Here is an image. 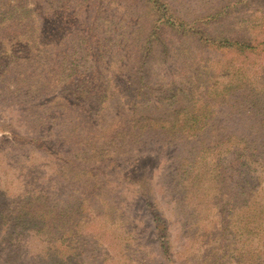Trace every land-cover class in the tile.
<instances>
[{"label":"rangeland","instance_id":"rangeland-1","mask_svg":"<svg viewBox=\"0 0 264 264\" xmlns=\"http://www.w3.org/2000/svg\"><path fill=\"white\" fill-rule=\"evenodd\" d=\"M222 40L260 45L264 0H0V196L9 209L30 195L81 206L84 248H95L83 256L89 264H264V212L240 209L234 192L232 204L212 191L183 205L169 170L184 147L157 153L126 133L162 92L203 93L220 79L231 57ZM81 76L95 99L83 105L65 92ZM147 190L168 225L163 249ZM254 201L264 204V193ZM38 238L18 243L24 264L42 258Z\"/></svg>","mask_w":264,"mask_h":264},{"label":"trees","instance_id":"trees-1","mask_svg":"<svg viewBox=\"0 0 264 264\" xmlns=\"http://www.w3.org/2000/svg\"><path fill=\"white\" fill-rule=\"evenodd\" d=\"M144 1L156 6L158 0ZM175 24L168 23L173 29ZM180 28L191 27L182 21ZM218 47L231 55L221 66L220 79L213 76L203 93L186 89L162 92L163 99H157L160 109L146 107L144 115L126 133L129 135L132 130V145L152 144L158 147L157 153L171 145L184 147L174 154L173 168L169 170L171 189L182 196L183 205H189V199L200 200L212 191L213 196L221 195L232 204L234 192L237 207L261 215L264 204L256 203L254 198L264 193L261 185L264 179V59L261 58L264 41L260 45H246L222 40ZM87 79L82 76L79 82L70 79L80 86L65 89L70 96H79L80 105L90 99L83 94L90 83ZM65 101L68 103L69 99ZM98 102L100 99L90 105L94 108ZM31 146L46 151L49 145L47 140L34 139ZM143 180L144 177L132 179L135 185H141ZM146 195L148 190L144 203L152 214L151 225L158 233V246L163 249L168 225L162 213L158 214L152 197ZM10 207L9 200L0 196L4 264L25 263L22 260L29 257L19 252L18 243L31 235L39 237L44 246L38 264H89L83 256L93 255L95 248H84L89 241L82 239V219L77 213L81 206L62 208L41 196L30 195L20 199L16 209Z\"/></svg>","mask_w":264,"mask_h":264}]
</instances>
